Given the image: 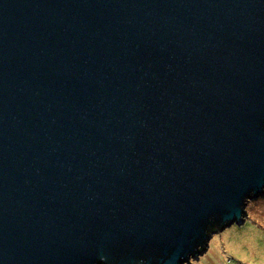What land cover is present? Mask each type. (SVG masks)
<instances>
[{"label":"water","instance_id":"1","mask_svg":"<svg viewBox=\"0 0 264 264\" xmlns=\"http://www.w3.org/2000/svg\"><path fill=\"white\" fill-rule=\"evenodd\" d=\"M264 195V0H0V264H187Z\"/></svg>","mask_w":264,"mask_h":264},{"label":"rangeland","instance_id":"2","mask_svg":"<svg viewBox=\"0 0 264 264\" xmlns=\"http://www.w3.org/2000/svg\"><path fill=\"white\" fill-rule=\"evenodd\" d=\"M241 224L214 232L207 251L187 264H264V195L249 200Z\"/></svg>","mask_w":264,"mask_h":264}]
</instances>
